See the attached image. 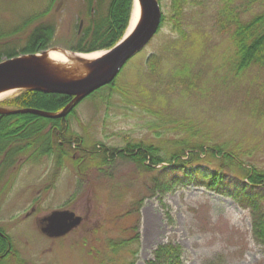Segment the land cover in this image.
I'll list each match as a JSON object with an SVG mask.
<instances>
[{"label":"rangeland","instance_id":"1","mask_svg":"<svg viewBox=\"0 0 264 264\" xmlns=\"http://www.w3.org/2000/svg\"><path fill=\"white\" fill-rule=\"evenodd\" d=\"M58 1L0 0V60L29 54L25 45L47 25L55 32L44 50L79 52L73 48L77 37L111 2L63 0L56 9ZM216 1L186 5L185 37L165 21L122 67L114 92L101 87L68 113L65 124L57 126L61 132H51L52 143L59 139L69 154L62 166L57 146L38 159L24 152L7 161L4 156L12 154L0 156L1 171L8 164L16 168L10 179L0 174V227L13 244L1 264H148L166 242L182 247L184 264H264L251 210L240 203L247 189L264 205V186L243 189L245 182L227 175L213 190L191 181V168L165 162L145 171L119 156L128 143L153 144L170 158L187 140L212 141L238 147L245 160L264 167V73L251 68L239 78L230 72L225 56L233 45L215 26ZM159 2L168 20L171 0ZM152 54L162 61L154 72L146 62ZM181 68L188 69L190 81L195 78L193 88L173 83ZM21 92L0 99V105ZM53 125L48 123L43 134L56 129ZM95 147L108 149L110 161L102 168L92 164L89 150ZM57 208L71 209L84 220L67 235L50 238L40 231L39 220ZM135 235L137 242L110 247L111 241Z\"/></svg>","mask_w":264,"mask_h":264},{"label":"trees","instance_id":"2","mask_svg":"<svg viewBox=\"0 0 264 264\" xmlns=\"http://www.w3.org/2000/svg\"><path fill=\"white\" fill-rule=\"evenodd\" d=\"M209 1L171 0V15L168 20L167 16L163 15L161 27L165 21H170L172 28L185 37L182 25L185 6L189 4L201 6ZM132 2L133 0H111L106 13L100 12L98 16L89 20L83 33L81 32L82 34L80 33L77 37L78 41L76 47H73L74 50L92 52L112 47L125 32L131 15ZM216 3L215 26L218 32L230 36L233 45L231 55L225 56L228 59L226 64L229 65L230 72L239 78L251 68L264 73V0H217ZM54 32L53 25L40 27L34 32L33 40L25 45L23 52L36 53L50 47ZM16 55L18 54L9 57ZM146 62L152 72L156 71L162 63L156 54L150 55ZM173 77V83L187 84L189 89L194 87L195 78L190 81L187 68L177 70ZM106 87L114 92L115 81ZM260 89L264 91V80L260 84ZM71 99L72 96L66 94L26 90L1 105L15 109L37 108L58 112ZM258 106L256 103L255 108ZM63 120V118H48L28 112L0 113V156L7 153L12 154L10 158H16L17 156L13 155L24 152V154H30L28 159H38L43 155H52L53 146H57L59 149L57 161L59 167L62 166L64 158L69 154L63 149L62 143H52L51 132L56 133L57 130L63 129V127H60L61 129L57 127L59 124H65ZM50 122L54 123L53 127L56 129L43 134V130ZM183 144L185 145L173 153L170 158L162 156L153 144L143 142L128 143L124 149L119 151V156L133 161L145 171H152L156 165L165 162L173 163L182 169L191 168L190 180L213 190L220 189L223 178L227 175L245 182L243 189L251 186H264V167L252 164L251 159L245 160L239 154L238 147L226 148L227 143L212 141L190 142L187 140ZM31 150H33L32 153H30ZM103 150L98 147L89 150L92 164H96L98 168H102L110 161L107 155L108 149ZM115 154L116 152H111L112 157ZM8 156H4V160L7 161ZM240 197V203L251 210L253 238L258 244L264 245V205L258 199L257 194L247 189L241 193ZM3 233L0 229V255L5 254L10 248L4 256L6 257L12 252L13 245L11 239ZM132 241L137 242V235L122 240L120 243L111 241L110 247L116 250L117 247L125 246ZM136 252L137 250L129 251L132 255ZM128 264L135 263L130 261ZM148 264H184L182 247L174 242L162 243L154 250L153 258L148 261Z\"/></svg>","mask_w":264,"mask_h":264},{"label":"water","instance_id":"3","mask_svg":"<svg viewBox=\"0 0 264 264\" xmlns=\"http://www.w3.org/2000/svg\"><path fill=\"white\" fill-rule=\"evenodd\" d=\"M142 8L136 28L93 62H84L67 72V78H58L56 70L44 64L41 54H23L0 61V91L8 89L39 90L73 96L59 112L37 108L8 110L0 107V113L28 112L48 118L65 117L75 104L96 89L112 82L123 65L144 48L158 31L162 21V9L158 0H134ZM77 54V53H74ZM81 61V63H80ZM87 68L86 73L76 76L75 71ZM83 217L70 209H56L40 219V230L50 238L67 235L79 227Z\"/></svg>","mask_w":264,"mask_h":264},{"label":"bare ground","instance_id":"4","mask_svg":"<svg viewBox=\"0 0 264 264\" xmlns=\"http://www.w3.org/2000/svg\"><path fill=\"white\" fill-rule=\"evenodd\" d=\"M142 15V8L141 5L137 2L132 10L131 19L129 22V26L126 31V35L128 36L138 25ZM105 51L98 50L90 53H79V54H72L62 48H51L48 49L46 52L41 54V58L51 70H56V75L58 78H67V72L69 70H73V67H77L79 65V58L82 59L84 62H93L98 57L103 55ZM81 63V61H80ZM87 68L80 71H75L76 76H81L86 73ZM18 90L8 89L0 91V99L12 95L13 93L17 92Z\"/></svg>","mask_w":264,"mask_h":264},{"label":"flooded vegetation","instance_id":"5","mask_svg":"<svg viewBox=\"0 0 264 264\" xmlns=\"http://www.w3.org/2000/svg\"><path fill=\"white\" fill-rule=\"evenodd\" d=\"M63 5V0H59L58 1V3H57V5H56V9H59L61 6ZM82 22V21H81ZM80 22V23H81ZM8 159H10V156H8ZM16 168H15V166H12V165H10V164H8L6 167H5V169L4 170H2L1 171V165H0V174H1V177H5V174H7V178L9 177V175L10 174H12V171L13 170H15ZM11 177V176H10ZM10 177H9V179H10ZM35 210V208L33 209V211ZM29 214H27L26 216H28ZM0 229L5 233V235H7V233L5 232V230L4 229H2L1 227H0ZM4 233H3V235H4ZM8 236V235H7ZM9 250V249H8ZM1 256V255H0ZM1 259H3V257H0V260Z\"/></svg>","mask_w":264,"mask_h":264}]
</instances>
